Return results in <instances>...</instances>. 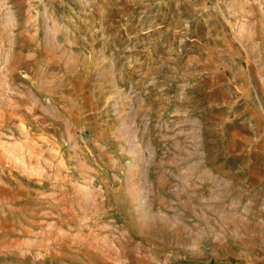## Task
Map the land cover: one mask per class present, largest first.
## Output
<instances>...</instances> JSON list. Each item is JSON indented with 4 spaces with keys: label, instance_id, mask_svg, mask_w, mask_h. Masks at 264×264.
Returning <instances> with one entry per match:
<instances>
[{
    "label": "rangeland",
    "instance_id": "1",
    "mask_svg": "<svg viewBox=\"0 0 264 264\" xmlns=\"http://www.w3.org/2000/svg\"><path fill=\"white\" fill-rule=\"evenodd\" d=\"M0 264H264V0H0Z\"/></svg>",
    "mask_w": 264,
    "mask_h": 264
}]
</instances>
